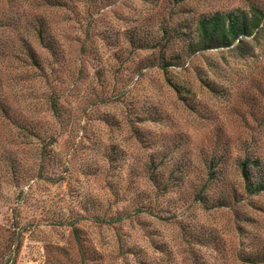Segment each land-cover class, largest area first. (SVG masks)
<instances>
[{
  "label": "rangeland",
  "instance_id": "1",
  "mask_svg": "<svg viewBox=\"0 0 264 264\" xmlns=\"http://www.w3.org/2000/svg\"><path fill=\"white\" fill-rule=\"evenodd\" d=\"M252 4L0 0V264H264V32L195 46Z\"/></svg>",
  "mask_w": 264,
  "mask_h": 264
},
{
  "label": "trees",
  "instance_id": "2",
  "mask_svg": "<svg viewBox=\"0 0 264 264\" xmlns=\"http://www.w3.org/2000/svg\"><path fill=\"white\" fill-rule=\"evenodd\" d=\"M263 32L264 11L252 4L247 12L237 9L227 14L202 17L197 23V43L195 46L197 50L231 47L238 52L240 57H244L251 50L247 39L257 42ZM29 55L28 58L34 60V53ZM50 107L57 115L58 110L54 103ZM247 165L249 164L246 163L241 166L242 178L247 182L246 188L251 192H259L261 184L260 182H252L249 179ZM258 257L263 258L264 252ZM260 261L263 262L262 259Z\"/></svg>",
  "mask_w": 264,
  "mask_h": 264
}]
</instances>
